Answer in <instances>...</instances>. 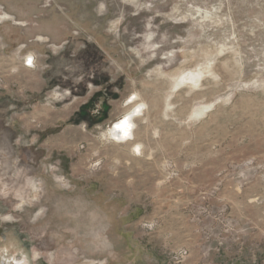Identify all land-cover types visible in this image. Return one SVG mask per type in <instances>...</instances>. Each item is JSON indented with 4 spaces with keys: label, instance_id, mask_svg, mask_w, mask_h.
I'll use <instances>...</instances> for the list:
<instances>
[{
    "label": "rangeland",
    "instance_id": "1",
    "mask_svg": "<svg viewBox=\"0 0 264 264\" xmlns=\"http://www.w3.org/2000/svg\"><path fill=\"white\" fill-rule=\"evenodd\" d=\"M20 260L264 264V0H0Z\"/></svg>",
    "mask_w": 264,
    "mask_h": 264
},
{
    "label": "bare ground",
    "instance_id": "2",
    "mask_svg": "<svg viewBox=\"0 0 264 264\" xmlns=\"http://www.w3.org/2000/svg\"><path fill=\"white\" fill-rule=\"evenodd\" d=\"M112 134L114 135L115 139L121 141H124V139H128L130 136L132 137V130L129 131L128 121L124 120L118 123L112 131Z\"/></svg>",
    "mask_w": 264,
    "mask_h": 264
},
{
    "label": "flooded vegetation",
    "instance_id": "3",
    "mask_svg": "<svg viewBox=\"0 0 264 264\" xmlns=\"http://www.w3.org/2000/svg\"><path fill=\"white\" fill-rule=\"evenodd\" d=\"M20 261L25 262L26 264H28L27 260H20Z\"/></svg>",
    "mask_w": 264,
    "mask_h": 264
}]
</instances>
